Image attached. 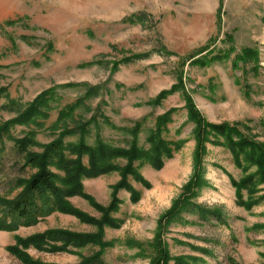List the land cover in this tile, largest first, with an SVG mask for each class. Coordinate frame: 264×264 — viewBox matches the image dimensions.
Wrapping results in <instances>:
<instances>
[{
	"label": "rangeland",
	"instance_id": "rangeland-1",
	"mask_svg": "<svg viewBox=\"0 0 264 264\" xmlns=\"http://www.w3.org/2000/svg\"><path fill=\"white\" fill-rule=\"evenodd\" d=\"M185 94L208 123L264 143V0H0L1 198L38 172L25 168L20 142L61 178L47 154L56 143L68 170L89 168L72 150L82 138L149 150L157 132L172 149L161 169L134 162L146 183L127 176L136 202L116 188L128 161L115 158L117 170L83 177V194L64 199L71 213L0 231V264H25L9 248L38 236L23 251L39 264H264V166L222 137L198 147ZM40 98L31 122H19ZM72 235L96 237L77 245Z\"/></svg>",
	"mask_w": 264,
	"mask_h": 264
},
{
	"label": "trees",
	"instance_id": "trees-1",
	"mask_svg": "<svg viewBox=\"0 0 264 264\" xmlns=\"http://www.w3.org/2000/svg\"><path fill=\"white\" fill-rule=\"evenodd\" d=\"M138 20L143 22L145 16H138ZM161 54L168 56L167 50H160ZM96 88L91 89L89 93H96ZM187 100V108L189 111V119L195 124V137L198 147H201L203 140H206L211 134L213 138L222 137L229 145V148L235 156L241 154L245 160H251L260 164L263 171L264 166V143L256 141L254 138L243 135L236 126L230 125H214L206 121L201 113L196 109L188 94H185ZM42 103L40 98L26 114L17 119L19 122L29 123L33 119L35 113ZM75 106L70 109H75ZM85 126H78L75 133L79 132L82 136V130ZM2 135V134H1ZM216 140V139H215ZM151 148L144 150L138 147L135 142L130 150L111 149L106 146L100 138H97L95 147H89L82 138L78 145L72 147L73 152L78 153L79 156L87 154L90 156L89 168L84 169L82 164L77 161V166L68 170L69 165L62 160V153L59 143L53 144L49 147V155L57 159L59 167L62 166L67 174L65 178H61L58 174L50 171L47 167L49 160L47 155L42 157L40 155L26 153L25 146L22 142L17 144L18 152L24 155L23 159L25 168L38 169V172L32 175L29 179H17L16 185L22 190L12 200H6L0 197V231L15 232L20 227H27L35 225L40 219L51 215L56 210L71 213L68 205L64 203V199L72 196H80L83 194L81 179L83 177H98L114 170L117 167L111 166L109 160L115 158H124L128 164L123 168V179L117 185V189L125 188L132 193V199L136 202V194L131 191L130 185L127 183V176L131 175L136 181L141 184H146L143 178L133 168L134 162L138 160H148L155 169H161L164 159L172 156V149L168 142L159 137L157 132L152 133L148 138ZM25 153V154H24ZM1 154V152H0ZM106 213L107 210L105 211ZM189 213L197 214L202 220L208 221L209 215L212 220L224 224L223 218L214 213H208L201 207L189 206ZM81 217V216H80ZM106 222V219H104ZM96 236L72 235L71 242L77 245H84ZM45 236H38L31 239H18L17 246L10 247L11 254L16 256L25 264H39L23 251L28 244H38ZM49 238H51L49 236ZM21 246V249L19 248ZM98 259H89L82 264H101L97 263Z\"/></svg>",
	"mask_w": 264,
	"mask_h": 264
}]
</instances>
